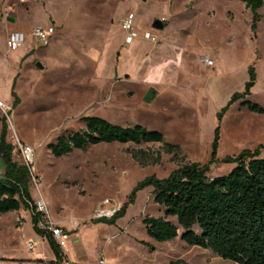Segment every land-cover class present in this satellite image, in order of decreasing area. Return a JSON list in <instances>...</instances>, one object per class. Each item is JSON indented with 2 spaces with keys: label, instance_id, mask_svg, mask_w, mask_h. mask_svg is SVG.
<instances>
[{
  "label": "rangeland",
  "instance_id": "374dc122",
  "mask_svg": "<svg viewBox=\"0 0 264 264\" xmlns=\"http://www.w3.org/2000/svg\"><path fill=\"white\" fill-rule=\"evenodd\" d=\"M127 13L135 15L139 34L130 45L120 26ZM258 14L254 23L240 0H0V133L6 117L7 142L14 134L34 150L29 191L44 202L51 222L78 237L61 241L68 256L91 264L99 254L105 264H235L187 245L180 230L173 240L156 241L145 219L163 215L152 179L186 163L212 179L227 175L244 151L264 158V112L249 108L264 110V3ZM155 21L164 28L153 29ZM36 27L53 28L47 47L32 40L8 50L11 32L28 35ZM146 30L156 45L142 38ZM84 117L138 125L163 141L99 144L53 157L47 145L83 130ZM164 144L176 151L167 154ZM139 150L159 154V163L140 164L131 155ZM12 160L25 165L17 146ZM120 206L113 223L97 220ZM100 209L107 215L99 217ZM30 219L23 208L0 215V264L54 257L46 239H33Z\"/></svg>",
  "mask_w": 264,
  "mask_h": 264
},
{
  "label": "trees",
  "instance_id": "16d2710c",
  "mask_svg": "<svg viewBox=\"0 0 264 264\" xmlns=\"http://www.w3.org/2000/svg\"><path fill=\"white\" fill-rule=\"evenodd\" d=\"M240 1L252 13L254 23L258 21L263 0ZM249 108L264 112L256 104ZM80 121L84 124L83 130L61 134L47 145L53 157L99 144L141 145L163 141L161 133L138 125L122 127L97 117H84ZM1 125L0 161L4 170L0 178V215L21 208L28 211L33 231L50 244L54 260L49 264H52L61 259L62 249L48 231L37 227L39 214L35 212L29 191V169L12 160L13 147L6 140V117H2ZM175 149L169 144L162 146L167 154ZM258 154L244 151L234 159L236 166L227 175L212 179L206 178L204 168L195 163L183 164L164 179H152L153 202L162 208L163 215L145 219L147 234L158 242H165L175 239L180 230L181 241L209 250L223 260L235 264H264V158ZM131 155L142 165L160 161L157 153L139 150ZM124 208L120 206L108 219L97 220L113 223ZM169 219H174L175 223ZM169 264L185 263L176 260Z\"/></svg>",
  "mask_w": 264,
  "mask_h": 264
},
{
  "label": "built area",
  "instance_id": "2783aa9c",
  "mask_svg": "<svg viewBox=\"0 0 264 264\" xmlns=\"http://www.w3.org/2000/svg\"><path fill=\"white\" fill-rule=\"evenodd\" d=\"M120 26L122 31L125 33L124 44L130 45L134 40L139 37L138 27L135 25V15L133 13H127L121 20ZM54 30L52 27L48 28H33L30 34L26 35L21 31L11 32L6 40V46L9 51H16L24 46L27 40L30 38L34 40V42L39 47H47L49 44V40L53 37ZM142 38L146 41L151 42L153 45L158 43L157 37L153 34L152 31L146 30L142 34ZM201 62L206 66H212L213 62L208 57H202ZM0 107L5 108L3 103L0 102ZM13 147L17 146L18 151L21 154L22 161L25 166L29 169L31 179L35 180L33 176L34 169L32 167L34 161V150L27 144L21 143L18 138L13 134ZM35 212L39 214V220L37 222V227L42 230L48 231L53 239L60 245L62 249V257L59 261H54L52 264H80L71 260L66 252L63 249L61 241L67 236L62 228L55 225L51 222L48 212H46L45 204L42 200L34 201ZM99 211V210H98ZM107 214H101L98 212V216H105ZM102 218V217H100ZM27 250L32 252L34 250V245L32 243L27 244ZM22 264H37L36 262L27 261ZM49 264V263H47ZM95 264H105V260L101 254L98 255Z\"/></svg>",
  "mask_w": 264,
  "mask_h": 264
},
{
  "label": "crops",
  "instance_id": "0c3cea01",
  "mask_svg": "<svg viewBox=\"0 0 264 264\" xmlns=\"http://www.w3.org/2000/svg\"><path fill=\"white\" fill-rule=\"evenodd\" d=\"M8 29V28H7ZM10 29V28H9ZM27 42H32V39H29V40H27ZM31 44V43H30ZM35 44V43H34ZM40 48H43V47H40ZM34 51L35 52V50H36V47L35 46H33V47H30L26 52H24L23 54H24V57H26L27 56V53H29L30 51ZM17 51V50H16ZM22 54V55H23ZM22 55H21V57H22ZM21 57H19L18 59H17V62H20V60H22L23 58H21ZM17 80V79H16ZM16 80H15V84H16ZM18 212V211H17ZM56 225V224H55ZM30 226H31V231H32V237H33V239H35V238H41L42 240L44 239V238H42V237H40V236H38L34 231H33V229H32V223H31V219H30ZM58 226V225H57ZM59 227L60 228H62V226H60L59 225ZM68 236V235H67ZM67 236H66V238H64L66 241H68V238H67ZM69 237V239H72L73 241H77V239H78V237H76V238H73L72 237V235L70 236H68ZM65 251V250H64ZM66 252V251H65ZM66 254H67V252H66ZM68 255V254H67ZM79 256H81L82 258L84 257V255L83 254H80ZM71 260H73V261H75V262H78V263H80V264H91V263H88L85 259L83 260V259H75V258H73L72 256H68ZM17 258H19V259H23V260H27V261H31V262H36L37 264H47V263H49L50 261H53L54 260V257H52L51 258V260L50 261H43V260H41L40 258H37V259H35V260H29V259H26V258H23V257H18L17 256Z\"/></svg>",
  "mask_w": 264,
  "mask_h": 264
},
{
  "label": "water",
  "instance_id": "95a60500",
  "mask_svg": "<svg viewBox=\"0 0 264 264\" xmlns=\"http://www.w3.org/2000/svg\"><path fill=\"white\" fill-rule=\"evenodd\" d=\"M152 28L155 29V30H162V29L164 28V25H163V23L160 22V21H155V22L153 23V25H152ZM36 67H37L39 70H42V69H43V66H42L40 63H36ZM151 100H152V94H151V93H148V94L146 95V97H145V101H146V102H150ZM1 170H2V173H3V170H4L3 165H2ZM2 173H0V178H1Z\"/></svg>",
  "mask_w": 264,
  "mask_h": 264
},
{
  "label": "bare ground",
  "instance_id": "6f19581e",
  "mask_svg": "<svg viewBox=\"0 0 264 264\" xmlns=\"http://www.w3.org/2000/svg\"><path fill=\"white\" fill-rule=\"evenodd\" d=\"M98 212L101 213V214H105L104 212H106V211H102V210L100 209Z\"/></svg>",
  "mask_w": 264,
  "mask_h": 264
}]
</instances>
